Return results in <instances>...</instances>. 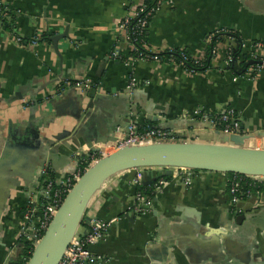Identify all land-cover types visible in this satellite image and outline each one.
<instances>
[{
    "label": "crops",
    "instance_id": "obj_1",
    "mask_svg": "<svg viewBox=\"0 0 264 264\" xmlns=\"http://www.w3.org/2000/svg\"><path fill=\"white\" fill-rule=\"evenodd\" d=\"M0 1L11 10L12 29L0 26V195L8 196L0 211V264L18 257L22 212L40 185L33 162L45 137L70 131L75 140L65 137L71 148L60 152L53 177L76 169V153L86 158L95 144L112 141L115 125L162 123L167 136L178 138L188 121H198V113L229 107L239 112L242 133L250 134L246 144L264 148V72L238 76L244 66L236 62L241 71L232 72L223 51L208 71L195 74L173 63L131 60L130 45L117 30L129 0ZM221 28L237 32L244 51L262 42L264 54V0H171L155 13L145 36L148 47L200 56L207 49L206 36ZM65 30L58 56L49 37ZM14 35L24 39L22 45ZM221 41L239 45L227 34ZM80 78L96 82L100 94L90 98L68 84ZM131 78L133 89L128 88ZM33 98L39 101L35 108ZM129 107L138 113L125 122ZM194 130L199 141L215 142L213 131L203 125ZM192 171L190 182L173 171L155 189L163 170L146 168L145 179L152 182L141 183L151 187L152 204L144 213L133 210L135 170L109 178L85 216L115 223L90 249L105 257V264H264V181L262 189L233 203L227 173ZM84 231L83 221L78 232Z\"/></svg>",
    "mask_w": 264,
    "mask_h": 264
},
{
    "label": "built area",
    "instance_id": "obj_2",
    "mask_svg": "<svg viewBox=\"0 0 264 264\" xmlns=\"http://www.w3.org/2000/svg\"><path fill=\"white\" fill-rule=\"evenodd\" d=\"M170 1L171 0H151V2H149V0H129L128 3H125V13L117 21V30L119 35L129 43L131 49L130 52L134 51L137 53L136 57H130L131 60L148 59L161 63L162 61L158 53L163 50H169V52H172L173 49L171 48L155 49L143 45L142 48H140L136 45L137 36L146 31L151 19L163 3ZM6 10H8V7L0 1V19L6 18L7 20L9 14ZM226 32H229V30L221 28L209 33L205 38L206 45L211 44L217 35L221 37ZM14 40L21 45L24 42V39L19 35H14ZM28 43L30 45H35L36 40L30 39ZM223 44L224 43L221 39L216 40L215 44L212 45L209 54L211 60H213L220 51H223V62L226 66H229L235 60L233 56L234 48L231 42ZM262 49V42L257 41L253 43L252 50L247 51L248 58L247 60L245 59L244 69L238 74V76L251 78L258 73L264 72V54ZM112 55L117 56V52L113 51ZM180 56L182 58L178 62L170 58L164 63H173L189 74L203 73L186 67L185 60L187 57L183 51L180 53ZM203 57L204 52L200 56L191 54L194 63H198ZM249 60H253L254 62L246 65ZM208 70L209 69L204 72ZM68 84H73L80 89L97 86V83L89 78H80L73 81L70 80L68 81ZM135 86L136 81L134 78H131L129 80L128 88L133 89ZM197 117L198 121L207 125L210 124L221 131L236 132L240 129L241 125L239 112L231 107L217 113L200 112L197 114ZM116 133L117 134L112 141L95 144V150L89 153V156L86 158H81L79 153H76L77 167L74 171L60 177L47 178L29 195L22 212L23 223L18 234L19 242L28 244L32 251L34 245L39 241L53 215L61 205L66 193L92 162L124 145L151 143L162 139L173 138V136H167L162 129L150 126L140 128L139 125L134 122H129L124 126H117ZM143 169L144 168L134 169L135 173L132 180L136 185L141 183ZM171 169V174L174 171L176 174H181L186 182H190L193 169L183 167H173ZM244 179L255 180L257 182L264 181V177L262 176H235L228 188V193L233 203L240 199L243 194H250V190L243 192L240 189V181ZM165 184V178L160 177L156 181L155 189H161ZM151 204L152 200L150 195L139 190L135 193V203L133 206L135 212L144 213L150 208ZM84 223L85 231L82 233L78 232L72 238L57 264H105L107 261L102 255L95 254L90 247L108 235L110 227L115 223V219L104 220L95 216H90L88 220L84 221Z\"/></svg>",
    "mask_w": 264,
    "mask_h": 264
},
{
    "label": "water",
    "instance_id": "obj_3",
    "mask_svg": "<svg viewBox=\"0 0 264 264\" xmlns=\"http://www.w3.org/2000/svg\"><path fill=\"white\" fill-rule=\"evenodd\" d=\"M66 37V30L49 37L58 56L57 43ZM253 62V60H249L246 65ZM80 90L90 98H96L100 94L99 86L81 88ZM127 96L132 98V92H127ZM45 99L47 100V98ZM32 100L34 108L39 105L37 99L33 98ZM137 113L136 109L129 107L125 115V122L131 116H137ZM187 125L182 127L183 133H178V138L124 145L92 162L66 193L25 264H57L72 238L78 233L81 223L88 220L89 217L85 216V211L92 197L109 178L123 171L144 168L141 180L145 185L152 182L150 179H145L144 174V170L150 167L161 168L163 175L167 176L171 174V168L183 167L264 177V148L246 144V141L250 139V134L242 133V125L236 132L221 131L210 124H201L200 121L191 120ZM200 125L213 131L215 142L198 140L199 134L195 133L194 128L200 127ZM116 126L118 125H115V128ZM153 128L166 129L167 126L161 123ZM69 132L55 133L43 139V150L35 157L37 163L33 162L34 169L38 165L40 170L39 184L44 176L52 175L58 170L56 161L60 152L71 148L66 140L75 143ZM187 134L192 137L187 139ZM67 136L70 139L64 140ZM0 191H2L1 185ZM4 192L7 194L8 191ZM6 198H8L7 195L2 197L0 195V211ZM238 219L239 217L236 220ZM19 245L23 244L18 243ZM17 250L19 252V249Z\"/></svg>",
    "mask_w": 264,
    "mask_h": 264
},
{
    "label": "trees",
    "instance_id": "obj_4",
    "mask_svg": "<svg viewBox=\"0 0 264 264\" xmlns=\"http://www.w3.org/2000/svg\"><path fill=\"white\" fill-rule=\"evenodd\" d=\"M149 2H151V0H149ZM6 11H7L8 14L11 13L10 9H8ZM0 24L3 25L6 29H9V30L11 29V25H10L9 22H7L6 18H1L0 19ZM11 31H12V29H11ZM145 32L146 31H144L140 35H138L137 39H136V45L139 46L140 48H142V45L145 46V47H148L147 42H146V36H145L146 33ZM225 34H227L229 36H233L239 42V45L237 47H233L234 48L233 49V56H234L235 60H234V62L231 65H229L227 67L232 72H234L235 74H238L241 70H239V71L237 70V68L235 67V63L239 62L240 65L245 66V59L247 60L248 53H247V51L243 50V48L241 46V39L238 36L237 32L229 31L228 33H225ZM43 38L47 39L45 37H43ZM220 39H221V37H219L217 35L214 38V40L212 41V43L207 45V49H206V52L204 53V57L198 63H194V60L191 58V53L188 50H186V49H184V50L173 49L172 52H169V50H163V51L159 52L158 55H159V57H160L162 62H165V61H167L170 58H172L173 60L178 62L182 58L180 56V53L183 51V53L187 57V59L185 60L186 67L189 68V69H193L195 71L204 72L205 70L210 69V67H211V57H210L209 51H210L212 45L215 44V41L216 40H220ZM130 55L133 56V57H136L137 53L132 51V52H130ZM145 126L152 127V125L150 123L139 125L140 128L145 127ZM194 171H197V170H194ZM227 175L229 176V181H228V184H227V190H228V188H229V186L231 184L232 179L235 176H243V175L235 174V173H227ZM160 177H163L165 179L168 178L167 175H163V174H160L159 178ZM47 178H53V176L50 174L49 176L45 177L43 179L42 183ZM262 188H263V183L257 182L255 180L244 179V180L240 181V189L243 192H246L247 190L256 191V190H260ZM135 189H136L135 191L139 190V191H143L144 193H146L148 195H151V193L149 191L151 189V187L142 185V183L137 185L135 187ZM244 195L245 194H243L242 196H244ZM18 243H22L23 245H19L18 246V249H19L18 257L16 258V260L12 261L10 264H25L27 262L28 258L30 257L31 252H32L31 248L29 247L28 244H26L24 242H18Z\"/></svg>",
    "mask_w": 264,
    "mask_h": 264
},
{
    "label": "rangeland",
    "instance_id": "obj_5",
    "mask_svg": "<svg viewBox=\"0 0 264 264\" xmlns=\"http://www.w3.org/2000/svg\"><path fill=\"white\" fill-rule=\"evenodd\" d=\"M258 148H260V147H258Z\"/></svg>",
    "mask_w": 264,
    "mask_h": 264
}]
</instances>
